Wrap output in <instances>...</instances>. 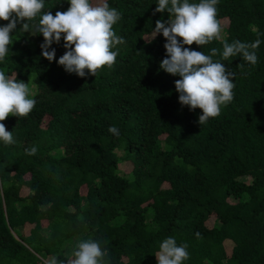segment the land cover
I'll use <instances>...</instances> for the list:
<instances>
[{"label":"trees","instance_id":"obj_1","mask_svg":"<svg viewBox=\"0 0 264 264\" xmlns=\"http://www.w3.org/2000/svg\"><path fill=\"white\" fill-rule=\"evenodd\" d=\"M102 2L120 12L124 43L96 76L59 65L63 36L49 61L42 34L21 31L26 20L11 33L0 70L29 83L36 104L3 121L14 142L0 140V264H67L87 239L108 264H158L168 237L188 245L183 264H264V0H219L222 39L185 45L211 55L224 42L261 41L255 65L212 57L234 73V98L203 125L201 109L179 102L182 78L160 67L167 40L154 28L170 16L155 12L158 0ZM44 5L41 15L70 7Z\"/></svg>","mask_w":264,"mask_h":264},{"label":"clouds","instance_id":"obj_2","mask_svg":"<svg viewBox=\"0 0 264 264\" xmlns=\"http://www.w3.org/2000/svg\"><path fill=\"white\" fill-rule=\"evenodd\" d=\"M218 2L158 0L155 9V12L170 16L167 21H156L154 28L155 36L162 33L167 40V58L162 60L160 67L182 78L175 81L176 91L180 94L179 102L190 106L192 110H202L203 114L198 118L200 125L205 124L209 118L219 116L221 106L227 105L234 98V73L227 71L220 61L214 62L212 59L218 55L219 50L212 48L211 55H206L185 47L193 44L204 46L213 40L222 39L223 28L217 19ZM69 3L67 11H57L55 15L49 11L41 15L44 0H0V20L8 21L5 26H0V62L4 61L9 45L13 43L11 33L16 29L18 20H26L21 31L34 30L42 34L45 41L41 45L42 54L49 61L56 58L55 49H49L54 42L59 44L63 36L67 51L58 63L67 72L83 78L86 74L96 76L98 70L113 66L118 56L113 48L124 43L123 38L118 37L114 31V25L121 19L120 12L102 0L98 3H93V0H69ZM38 16V22L29 23L36 21ZM260 43L259 39L250 44L238 40L231 44L224 42L222 53L219 54L223 60L241 56L244 61L255 65L258 60L255 50ZM35 104V99L30 98L29 83L18 82L0 70V140L6 144L14 142L13 132L6 129L3 121L9 116L27 117ZM108 131L119 136L116 126H110ZM36 152L35 146L26 149L27 155ZM199 235L197 233V237ZM187 247V244L178 246L173 237L164 239L159 244V251L155 253L158 264H183L189 258ZM107 255L98 241L87 239L77 244L67 264H108L105 259ZM50 264H58L57 259L52 258Z\"/></svg>","mask_w":264,"mask_h":264}]
</instances>
